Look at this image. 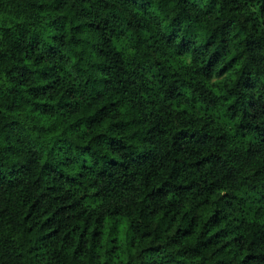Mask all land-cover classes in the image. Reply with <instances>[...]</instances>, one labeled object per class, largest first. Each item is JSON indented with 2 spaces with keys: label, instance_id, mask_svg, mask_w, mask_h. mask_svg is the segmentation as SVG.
I'll use <instances>...</instances> for the list:
<instances>
[{
  "label": "trees",
  "instance_id": "16d2710c",
  "mask_svg": "<svg viewBox=\"0 0 264 264\" xmlns=\"http://www.w3.org/2000/svg\"><path fill=\"white\" fill-rule=\"evenodd\" d=\"M0 264H264V0H0Z\"/></svg>",
  "mask_w": 264,
  "mask_h": 264
}]
</instances>
